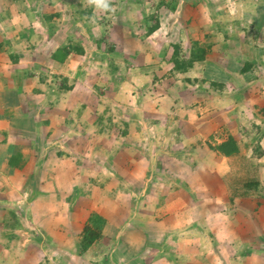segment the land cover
Wrapping results in <instances>:
<instances>
[{
  "label": "crops",
  "instance_id": "obj_1",
  "mask_svg": "<svg viewBox=\"0 0 264 264\" xmlns=\"http://www.w3.org/2000/svg\"><path fill=\"white\" fill-rule=\"evenodd\" d=\"M63 5L0 0V264H264V136L254 157V133L245 124L252 119L238 127L227 115L228 105H218L226 89L219 91L207 69L214 94L198 87L186 95L175 86L166 117L147 102L159 149L146 126L122 129L124 120L111 114L121 91L108 92L105 59L78 43L84 34L76 33L74 18L64 20ZM136 10L140 25L154 22ZM182 18L194 28L191 40L212 43L200 62L219 60L212 54L218 38L199 37L203 24ZM165 42L158 56L169 60L168 83L178 82L200 62L175 69L172 45L179 43ZM99 70L105 72L93 79ZM242 124L245 135L237 132ZM225 140L238 152L223 154L217 147ZM240 159L255 162L238 167ZM240 169L255 178L246 174L252 179L237 184L231 177ZM84 228L97 234L88 247Z\"/></svg>",
  "mask_w": 264,
  "mask_h": 264
},
{
  "label": "rangeland",
  "instance_id": "obj_2",
  "mask_svg": "<svg viewBox=\"0 0 264 264\" xmlns=\"http://www.w3.org/2000/svg\"><path fill=\"white\" fill-rule=\"evenodd\" d=\"M58 1L65 4L62 7L63 13L67 12L64 20L69 16L79 23L76 33L82 32L84 36L79 39L80 42L78 41V43L80 45L83 43L96 58L105 59L101 66L103 69H108L105 76L108 92L114 93L115 91L118 93L119 90L121 91L120 98L114 100V109L111 114L118 120H124L125 125L122 129L126 130L130 122L138 123V127L141 128L146 126L149 133L151 132L153 135L147 134L158 140L155 145L159 149L158 145L163 141L158 139L160 136L156 138L157 135H155L154 130L158 126H156V121L152 119V115L155 113L147 111L150 109L147 102L156 103L158 112L162 113V117H166L168 114L166 112L168 91L175 93L177 90L175 86L182 90L187 88L186 95L198 87H204V90L214 94L216 91L210 85L208 81L210 79L204 78V72L208 69V71H214L215 74L212 78H216L214 84L217 85L218 89H221L219 91L226 89L222 93L219 92L218 98H221L222 102L218 105H228L224 110L231 119L238 121V127L240 120L245 123L249 117L252 119V123L245 124L250 127L248 131L254 133L252 136L254 138L250 140H255L252 144L253 154L254 157L258 158L260 153L258 150L255 152L254 149L256 145L258 146L256 139L264 136V0H112V10L107 12L94 9L95 6L93 5L89 7L87 0ZM167 1L168 9L171 10H168V14L163 11ZM179 3H185V11L178 8ZM171 4L174 8H170ZM138 6L153 15L152 21L154 19L162 21V27L154 34L152 32L146 35L148 24L143 26L140 25V22H136V20H140L139 11L136 10ZM188 6L190 9L186 10ZM82 9L90 10V12L84 13L80 11ZM41 11L40 6H37V12L40 13ZM186 13L189 15L190 22L195 19L203 24L202 29L197 34L199 37L218 38L217 44L218 42L227 43V46L224 47V45L219 44V47L222 46L221 49L215 44L212 54L219 60L212 59L207 63L200 62L185 73L188 78L183 79L185 76L180 75L178 82L170 80L168 83L170 76H168L169 60L166 56L164 58L158 56V48L163 44L168 46V42H165L168 39L178 41V52L187 55L189 44L193 41L191 39L194 36V28H189V25L187 26L184 22L185 18H182V15H186ZM62 30L64 29L61 28ZM88 31L91 33L90 39L87 38ZM111 46L115 47L114 51L109 50ZM166 50L168 51V47L167 49L162 48V51ZM144 52L145 58L140 59ZM148 52H151L150 56ZM239 61H249L250 65L253 64V66L248 69L247 73L243 74L235 71L234 68L235 63L239 67L240 64H237ZM103 72L105 71L93 72V79L101 76ZM133 77L136 78V81L131 80ZM97 82L98 78L95 79L94 85ZM105 94L106 92L103 90L94 95L98 98L99 95H102L104 98ZM92 99L94 101L96 98L92 97ZM180 102L182 101H179L178 96V103L180 104ZM89 104L95 103L91 101ZM211 104L209 102L208 105ZM78 106H82V104ZM216 108L212 105L207 109L215 110ZM241 127L242 129H238L237 132L245 135L247 129L243 124ZM230 141L232 140H225L221 143H229ZM147 142L148 140H146V145L144 144L143 148L147 147ZM235 146L237 151L238 146ZM250 160L246 163L242 159L235 161L239 167L240 165H253L254 160ZM109 164L116 174L117 166L111 161ZM250 169L248 171L238 170L231 177V180H237V184H239L240 181L252 179L249 177L251 175L254 179L255 172H250ZM246 174L249 176L246 177ZM237 184L232 188L238 192L240 185ZM243 194L244 192L241 195Z\"/></svg>",
  "mask_w": 264,
  "mask_h": 264
},
{
  "label": "trees",
  "instance_id": "obj_3",
  "mask_svg": "<svg viewBox=\"0 0 264 264\" xmlns=\"http://www.w3.org/2000/svg\"><path fill=\"white\" fill-rule=\"evenodd\" d=\"M47 19H50V15L46 14L45 15ZM149 17H153L152 14H148ZM149 19V18H148ZM154 22L152 25H150V22L148 24V22L146 24H148V28L146 31V35L152 33L157 27H158V23H157V19H154ZM146 26V25H145ZM212 46V43H210V41L206 42V41H193L190 48H189V52L187 55V59L186 60H181L178 59L177 53H178V48L179 45L178 44H173V51H172V60H170L173 63V66L175 69H181V66L183 67L184 63L186 64L185 66H192L194 63L203 61L205 59L206 53H208V51L210 50ZM227 46V43H224V47ZM110 51H114L115 47L111 46L109 48ZM186 61V62H185ZM243 65L240 69L241 72H245L248 69H250L253 64L250 65L249 61H244L242 62ZM64 87H66V89H70L71 85H65ZM230 147H234L233 149H230L232 151H236V146L233 145V141H230L229 143H221L217 148H219V150L227 155L228 152H230L228 149ZM97 237V234L91 233L89 231H87V228H84V234L82 236V247H88Z\"/></svg>",
  "mask_w": 264,
  "mask_h": 264
},
{
  "label": "clouds",
  "instance_id": "obj_4",
  "mask_svg": "<svg viewBox=\"0 0 264 264\" xmlns=\"http://www.w3.org/2000/svg\"><path fill=\"white\" fill-rule=\"evenodd\" d=\"M88 5L95 6L96 10L111 11L112 0H87Z\"/></svg>",
  "mask_w": 264,
  "mask_h": 264
}]
</instances>
